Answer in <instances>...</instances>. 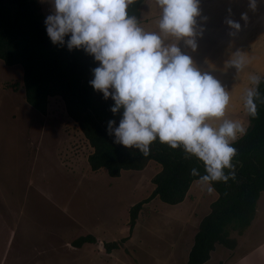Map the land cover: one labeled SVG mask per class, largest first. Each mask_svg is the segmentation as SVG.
<instances>
[{
    "label": "rangeland",
    "instance_id": "obj_1",
    "mask_svg": "<svg viewBox=\"0 0 264 264\" xmlns=\"http://www.w3.org/2000/svg\"><path fill=\"white\" fill-rule=\"evenodd\" d=\"M38 3L46 18L52 5L49 0ZM200 11L206 19L197 18L204 29L197 50L180 46L219 80L224 75L216 69L224 68L232 52H248L252 61L238 76L239 98L249 73L264 76V0H257L255 9L249 0H200ZM158 18L153 0H145L141 26L154 31ZM227 19L239 22L241 30L230 35ZM22 82V66L0 59V264H187L200 221L218 193H209L195 180L179 204L152 199L143 205L131 237L108 257L105 244L128 237L130 209L152 193V177L161 165L150 161L144 170H124L119 177L91 170L93 148L67 115L64 102L51 98L43 115L27 102ZM14 83H19L17 89ZM235 102L234 111L249 124L239 99ZM229 111L227 117L233 113ZM86 234L101 239L73 246ZM231 237L237 239L236 248L218 245L205 264H232L245 253L243 264H264V191L250 226L243 235L232 231Z\"/></svg>",
    "mask_w": 264,
    "mask_h": 264
},
{
    "label": "clouds",
    "instance_id": "obj_2",
    "mask_svg": "<svg viewBox=\"0 0 264 264\" xmlns=\"http://www.w3.org/2000/svg\"><path fill=\"white\" fill-rule=\"evenodd\" d=\"M52 11L44 20L46 34L54 45L69 51L83 50L97 66L90 86L114 103L107 122L114 143L147 155L153 142L181 149L185 158L203 163L190 175L211 193L214 182L235 176V142L247 134V121L227 117L232 104L230 91L211 72L202 70L184 52L192 51L204 29L200 0H153L159 9L157 28L146 30L129 6L135 0H49ZM255 9L257 0H249ZM230 11V10H229ZM247 20L246 14H241ZM234 35L239 22L227 19ZM67 38V39H66ZM248 52L237 49L224 62L236 76L251 63ZM248 86L239 97L246 115L255 118L260 99L261 76L247 75ZM228 170L226 173L225 170Z\"/></svg>",
    "mask_w": 264,
    "mask_h": 264
},
{
    "label": "trees",
    "instance_id": "obj_3",
    "mask_svg": "<svg viewBox=\"0 0 264 264\" xmlns=\"http://www.w3.org/2000/svg\"><path fill=\"white\" fill-rule=\"evenodd\" d=\"M144 1L135 0L128 9L139 22ZM44 20L38 0H0V59L8 66H22L27 102L43 115L48 113L51 97L64 102L67 115L93 148L88 156L93 171L105 169L110 176L119 177L124 170H144L150 161L161 165L152 177V193L130 209L128 237L105 244L110 252L131 237L144 204L156 197L171 205L183 202L193 181L198 180L190 170L197 168L204 174L203 163L195 157L186 159L181 149H171L158 140L147 155L114 143L107 122L116 120L118 124L120 116L110 111L114 102L105 100L89 84L97 62L83 50L69 51L66 46L54 45L46 34ZM12 86L17 89L19 83ZM258 90L257 115L248 117L247 134L233 145L237 150L232 161L235 176L227 182L213 183L218 197L200 221L187 264H205L218 245L234 249L237 239L231 237V232L243 235L254 218L264 191V76ZM96 242L94 235L86 234L72 244L80 248Z\"/></svg>",
    "mask_w": 264,
    "mask_h": 264
},
{
    "label": "crops",
    "instance_id": "obj_4",
    "mask_svg": "<svg viewBox=\"0 0 264 264\" xmlns=\"http://www.w3.org/2000/svg\"><path fill=\"white\" fill-rule=\"evenodd\" d=\"M248 66H250V65H248ZM253 67V66H252ZM216 70H221V72H222V74L224 75L223 76V79L222 80H220L221 82H222V84L230 91V95L232 96V102H235V101H238V97H237V94H238V84H239V77L238 76H236V73H235V69H232V68H229V69H225V67L224 68H222V67H220L219 69H216ZM212 71H214V70H212ZM226 71L229 73V71H231V73H229L230 75H228V76H226L225 75V73H226ZM212 73V72H211ZM215 77H216V74L213 72L212 73ZM262 74H264V73H262ZM217 78V77H216ZM242 83V82H241ZM51 98H57V97H51ZM50 98V99H51ZM235 104H236V102H235ZM237 105V104H236ZM235 108L236 107H234V109H233V103L230 105V107H229V109L228 110H230L229 112H231V111H233V113H231V115H229V117L228 118H232V119H237L238 117H239V119L241 118L242 119V117H240V116H238V114H237V112H235L234 110H235ZM246 117V119L248 118V116H245ZM93 235V234H92ZM95 236V235H94ZM96 237V239L97 240H99V239H101L100 237H98V236H95ZM119 239H116V240H113V241H118ZM104 241V240H103ZM113 241H111V242H113ZM105 242L106 241H104L103 242V245L105 244ZM119 242V241H118ZM96 244V243H95ZM95 244H92V245H95ZM88 246H91V244H89ZM119 247H121V246H119ZM225 248V247H224ZM236 248V247H235ZM234 248V249H235ZM115 249H120V248H115ZM115 249H113V250H111L110 252H108L107 251V256L108 257H110V258H113L115 255H113V252H114V250ZM217 249V248H216ZM216 249L213 251V252H215L216 251ZM226 249H228V248H226ZM190 250V249H189ZM228 250H231V249H228ZM233 250V249H232ZM212 254V253H211ZM117 257V256H116ZM248 257V253H245V256H244V254H242V255H240L238 258H236V259H234L233 261H232V264H240V262L243 264V262H247V261H245V259ZM210 260H211V258H210ZM117 261V260H116ZM116 264H118L117 262H115ZM245 264V263H244Z\"/></svg>",
    "mask_w": 264,
    "mask_h": 264
}]
</instances>
